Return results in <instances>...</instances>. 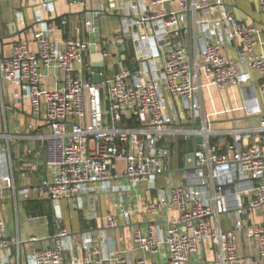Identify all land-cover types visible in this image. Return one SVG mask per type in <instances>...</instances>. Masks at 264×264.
<instances>
[{
    "label": "built area",
    "instance_id": "2783aa9c",
    "mask_svg": "<svg viewBox=\"0 0 264 264\" xmlns=\"http://www.w3.org/2000/svg\"><path fill=\"white\" fill-rule=\"evenodd\" d=\"M238 1L102 0L61 41L52 38L55 25L38 13L35 49L19 37L11 53L0 57V80L18 88L14 104L26 105L34 120L27 126L30 133L0 131V139L39 141L42 164L50 171L40 186L52 203L57 230L48 245L26 256V264H65L71 248L63 240L68 230L61 225V201L81 209L88 194L116 193L120 214L128 219L124 193L143 184L156 195L139 211L176 215L168 219L162 240L150 219L134 229V248L155 256L164 247V264H186L200 246L212 251L203 264H233L241 251L245 259L257 257V264H264V0H251L262 23L237 18L229 8ZM45 8L53 11V0H46ZM107 15L116 16L119 27L102 38L98 20ZM97 35L99 42L90 40ZM91 45L103 56L98 82L92 79ZM113 47H122L117 60H111ZM117 63L119 69L107 75ZM211 87L222 107L216 110L212 101L214 109L206 111L203 92ZM235 88L241 91L240 105L235 96L229 103L223 96ZM239 113L259 119L254 125L213 127L224 118L237 120ZM180 143L191 146L181 159ZM23 153L27 157L32 149ZM8 158L0 142V192L16 190ZM180 160L184 176L175 180L172 164L180 167ZM29 170V162L20 166L19 178ZM163 173L166 186L158 188ZM118 178L126 183L114 184ZM20 192L29 196L27 188ZM259 209L261 220L255 215ZM223 215L233 217L230 229L221 227ZM116 221L109 214L106 227L115 228ZM19 245L18 237H7L0 217V264H10L7 250ZM82 250L71 264H148L145 257L132 259L114 249L102 256L91 238Z\"/></svg>",
    "mask_w": 264,
    "mask_h": 264
},
{
    "label": "crops",
    "instance_id": "0c3cea01",
    "mask_svg": "<svg viewBox=\"0 0 264 264\" xmlns=\"http://www.w3.org/2000/svg\"><path fill=\"white\" fill-rule=\"evenodd\" d=\"M45 2L46 0H0V57L11 53L12 43L19 37L26 38L30 47L35 49L34 35L40 28L37 22L38 13L45 21L52 22L55 25L56 30L52 34V38L61 41L72 33L79 19L86 17L87 10L100 7L102 0H85V2L53 0V11L46 10ZM229 9L239 19L255 20L262 23V17L256 12L255 4L251 0H239L237 3H233ZM64 19L68 21L65 27L61 24ZM98 27H100L99 20ZM110 34L108 33L106 37ZM121 50L122 47H113L111 49V60H117ZM118 69L119 64H113L112 69L107 71L106 74L111 75ZM50 80V78H47V82H50ZM16 92H18V88L5 80H0V105H3L0 107V131H6L9 134L18 133L24 136L30 133L27 126L34 124V120L28 114L26 105L21 109L14 104L13 95ZM236 115L237 120L231 117L229 119L224 118L215 124H218V127L221 128H230L233 127V124L234 126L254 125L259 119V116L247 118L240 113ZM0 142L1 148L5 149L9 157L11 171L16 182L15 191L4 190L0 192V217L5 222L7 237H18L20 240L18 247H11L7 250V256L10 264H26V256L41 246L48 245L49 238L57 230L52 203L40 186L41 181L49 176L50 171L42 164L44 150L39 141L20 137L13 138L8 142L1 138ZM180 145L181 149L178 150V153L181 154V159L183 151H189L191 146L190 143H186L185 148H183L182 143ZM27 147L32 149V154L24 157L23 152ZM26 162L30 163L32 170H29L26 178L20 179L18 168ZM180 165H182L181 160ZM119 183L125 184L126 180L118 178L114 181V184ZM21 188L29 190L28 197L20 192ZM155 195L156 190H146V184H143L138 190L124 193L126 207L130 210L128 219L120 214L117 206L119 197L116 193L88 194L84 196L81 209L75 208L72 202L61 201L59 203L61 225L68 230V235L63 240L65 246L71 248L70 251L65 252V264H71L70 260L79 259L85 253L82 250V244L88 238H91L92 244L99 248L102 256L114 249L128 253L132 259L145 257L148 259V264H164V247L157 255L149 256L144 251L134 248L131 242L132 231L136 228H143L148 219L156 223V237L162 240L168 219L176 215L175 210H165L156 214H145L138 210L145 201L154 199ZM111 213L117 216L116 227L113 229L106 227V218ZM32 215L39 216V221L30 223L28 218ZM255 215L257 220H261L263 211L261 209L256 210ZM223 216L220 217V225ZM228 216L232 221L231 226L228 228L230 229L233 224V217ZM31 237L36 238V240L29 241ZM243 253L241 251V260L233 264L260 263L257 257L245 259ZM91 258L93 259L92 256ZM211 259L212 251L200 246L198 252L186 264H203Z\"/></svg>",
    "mask_w": 264,
    "mask_h": 264
},
{
    "label": "rangeland",
    "instance_id": "374dc122",
    "mask_svg": "<svg viewBox=\"0 0 264 264\" xmlns=\"http://www.w3.org/2000/svg\"><path fill=\"white\" fill-rule=\"evenodd\" d=\"M99 28L100 33L103 37H106L108 33H112L119 27V20L116 16L107 15L99 19ZM111 31V32H110ZM240 92L239 89L235 88L232 91H223V96L225 102L229 103L230 100H233V96H235L238 100L237 103L240 105ZM203 99H204V106L206 111H212L214 108L212 107V101L215 103V109L218 110L219 107H222L221 98L219 92L214 88L211 87L210 93L208 94L206 91L203 92ZM241 114V113H240ZM234 126V124L232 125ZM213 127L217 128L218 124L213 123ZM189 148V146H188ZM168 176V173H163L159 175L157 178V187L158 188H165L166 182L164 181V177ZM184 176V171L182 166L178 167L175 163L172 164V178L175 180H182ZM231 218L228 215L223 216L221 218V227L223 229H228L231 226Z\"/></svg>",
    "mask_w": 264,
    "mask_h": 264
},
{
    "label": "water",
    "instance_id": "95a60500",
    "mask_svg": "<svg viewBox=\"0 0 264 264\" xmlns=\"http://www.w3.org/2000/svg\"><path fill=\"white\" fill-rule=\"evenodd\" d=\"M80 2H85V0H78ZM91 41H95V42H99V35H97L96 38H90ZM90 51L91 53H93L92 57H91V61H92V69L95 71V75L93 76V81L94 82H98L99 81V69L100 67L103 65V56L101 53H96L95 52V47L94 45H91L90 47ZM200 138H196V142H199ZM192 153H188L187 157H191Z\"/></svg>",
    "mask_w": 264,
    "mask_h": 264
},
{
    "label": "trees",
    "instance_id": "16d2710c",
    "mask_svg": "<svg viewBox=\"0 0 264 264\" xmlns=\"http://www.w3.org/2000/svg\"><path fill=\"white\" fill-rule=\"evenodd\" d=\"M180 144H181V143H180ZM180 144L178 145V150H179V151H180V149H181V147H180L181 145H180ZM180 155H181V154H180Z\"/></svg>",
    "mask_w": 264,
    "mask_h": 264
}]
</instances>
